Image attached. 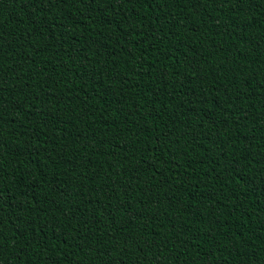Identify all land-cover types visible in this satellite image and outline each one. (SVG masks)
<instances>
[{"label": "trees", "instance_id": "1", "mask_svg": "<svg viewBox=\"0 0 264 264\" xmlns=\"http://www.w3.org/2000/svg\"><path fill=\"white\" fill-rule=\"evenodd\" d=\"M0 264H264V0H0Z\"/></svg>", "mask_w": 264, "mask_h": 264}]
</instances>
